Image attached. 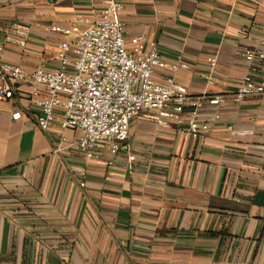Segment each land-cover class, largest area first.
I'll use <instances>...</instances> for the list:
<instances>
[{
  "label": "crops",
  "instance_id": "0c3cea01",
  "mask_svg": "<svg viewBox=\"0 0 264 264\" xmlns=\"http://www.w3.org/2000/svg\"><path fill=\"white\" fill-rule=\"evenodd\" d=\"M105 1L0 0V63L56 69L63 40L49 27ZM118 2L129 49L144 35L147 50L188 66L156 71L158 83L172 77L190 97L226 102L199 111L209 130L197 139L141 112L118 154L88 160L80 133L61 129L62 108L39 129L44 95L17 85L0 110V264H264V99L232 101L250 67L241 54L264 51V0Z\"/></svg>",
  "mask_w": 264,
  "mask_h": 264
},
{
  "label": "built area",
  "instance_id": "2783aa9c",
  "mask_svg": "<svg viewBox=\"0 0 264 264\" xmlns=\"http://www.w3.org/2000/svg\"><path fill=\"white\" fill-rule=\"evenodd\" d=\"M121 10L118 0H106L102 10L76 17L66 27L50 26L49 31L63 40L56 50V69H38L28 75L18 66L0 63V110L4 103L13 100L17 85L30 83L35 99L44 95L35 101L41 112L36 117L38 128L47 131L52 127L55 110L62 108L60 127L80 133L77 146L88 160L96 158L102 148L111 155L118 154L129 138L131 121L141 112H156L193 139L207 132L209 126L197 121L199 111L205 105L220 106L226 99L190 97L187 89L172 77L158 83L154 78L156 71L174 73L188 66L168 64L156 48L147 50L144 35L138 36L136 46L129 49L126 23L119 17ZM241 56L250 67L232 101L239 104L249 97L264 99V51L247 50ZM216 65V58H211L212 71ZM205 79L208 85H214L212 74ZM21 117L19 111L12 115L15 121ZM219 119L216 114L214 120ZM227 130L233 136L251 135L250 131L233 127Z\"/></svg>",
  "mask_w": 264,
  "mask_h": 264
}]
</instances>
